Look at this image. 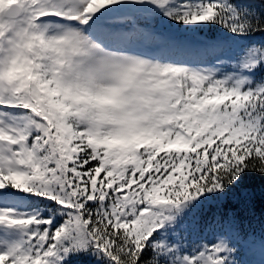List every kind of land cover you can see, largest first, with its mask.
I'll use <instances>...</instances> for the list:
<instances>
[{"label": "snow or ice", "instance_id": "snow-or-ice-1", "mask_svg": "<svg viewBox=\"0 0 264 264\" xmlns=\"http://www.w3.org/2000/svg\"><path fill=\"white\" fill-rule=\"evenodd\" d=\"M0 264H264V0H0Z\"/></svg>", "mask_w": 264, "mask_h": 264}, {"label": "trees", "instance_id": "trees-1", "mask_svg": "<svg viewBox=\"0 0 264 264\" xmlns=\"http://www.w3.org/2000/svg\"><path fill=\"white\" fill-rule=\"evenodd\" d=\"M261 209V203L259 200H257V216H259V212ZM243 222L247 224V228L254 231L258 236L261 232L262 225L260 223V220L258 218L256 219H249L247 217L242 218Z\"/></svg>", "mask_w": 264, "mask_h": 264}]
</instances>
